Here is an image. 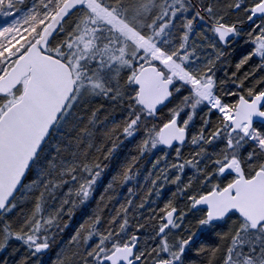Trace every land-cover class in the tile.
<instances>
[{
  "label": "snow or ice",
  "instance_id": "6c2138e0",
  "mask_svg": "<svg viewBox=\"0 0 264 264\" xmlns=\"http://www.w3.org/2000/svg\"><path fill=\"white\" fill-rule=\"evenodd\" d=\"M0 18V264H264V0H0Z\"/></svg>",
  "mask_w": 264,
  "mask_h": 264
},
{
  "label": "trees",
  "instance_id": "16d2710c",
  "mask_svg": "<svg viewBox=\"0 0 264 264\" xmlns=\"http://www.w3.org/2000/svg\"><path fill=\"white\" fill-rule=\"evenodd\" d=\"M9 20L11 19L10 17L8 18ZM4 23V20L0 18V25H2ZM245 49L243 47L238 48L235 52H233L231 54L230 59H232L233 61L235 59H237L241 53L244 51ZM100 108H101V119H104L105 115L109 116V119L112 118V110L108 107V104L106 102L101 101L100 102ZM114 115L116 116V118H119V110H116V112L114 113ZM134 148V144L130 143L128 141H125V144L121 146V151L122 154H128L132 151V149ZM151 164L149 162V159H145L142 161V167H141V182L143 180V176L146 174V170L150 169ZM104 180V184L105 187L107 185L108 180H110V177L106 176L102 178ZM127 186H125L124 188H118L116 189V193L113 197V200L111 201V203L109 204V210H111V207L113 205H117V200L119 199L121 202L123 201V197L127 196V191H126ZM103 192V189L100 190V192H98L96 194V199L94 202L90 203V206L88 208L89 213H91L95 208H96V202L99 201L100 198V193ZM86 218V217H85ZM65 222L67 223L68 227L64 230V232L57 238V242L59 243L61 240L64 242H67L69 240V238L75 234V230L77 229V227L79 226V223H82L83 220L81 218L80 215V211L77 210L75 216L72 219H68L67 217L65 218ZM215 238H212L211 240L207 241V243L211 244L213 243Z\"/></svg>",
  "mask_w": 264,
  "mask_h": 264
},
{
  "label": "rangeland",
  "instance_id": "374dc122",
  "mask_svg": "<svg viewBox=\"0 0 264 264\" xmlns=\"http://www.w3.org/2000/svg\"><path fill=\"white\" fill-rule=\"evenodd\" d=\"M1 19H3V18H1Z\"/></svg>",
  "mask_w": 264,
  "mask_h": 264
}]
</instances>
